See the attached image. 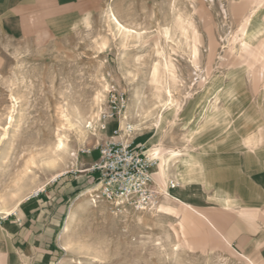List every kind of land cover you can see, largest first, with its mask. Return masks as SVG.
Masks as SVG:
<instances>
[{
  "label": "rangeland",
  "instance_id": "374dc122",
  "mask_svg": "<svg viewBox=\"0 0 264 264\" xmlns=\"http://www.w3.org/2000/svg\"><path fill=\"white\" fill-rule=\"evenodd\" d=\"M249 30L258 31L249 41L258 50L264 0H0L5 264H264V78L256 77L264 64L242 55ZM110 89L124 93L126 107L121 122L102 130ZM212 116L229 127L204 128ZM119 123L132 126L133 147L166 160L155 180L163 195L151 209L114 210L84 177ZM190 143H239L238 180L254 186L259 206L223 211L208 203L201 181L237 179L215 160L187 190L195 164L185 155L199 153ZM226 227L234 245L219 236Z\"/></svg>",
  "mask_w": 264,
  "mask_h": 264
},
{
  "label": "built area",
  "instance_id": "2783aa9c",
  "mask_svg": "<svg viewBox=\"0 0 264 264\" xmlns=\"http://www.w3.org/2000/svg\"><path fill=\"white\" fill-rule=\"evenodd\" d=\"M107 101L108 108L98 119L105 125L116 117L119 119L126 107L124 93L115 89L107 92ZM132 130L128 123L123 127L119 123L112 128L110 137L96 146L98 158L90 166V170L97 173L94 183L99 192L94 198L100 196L117 211L151 209L159 203L163 195L154 179L158 158L143 145L133 147L129 140ZM168 186L174 188L176 185L170 181ZM38 194L37 191L32 196Z\"/></svg>",
  "mask_w": 264,
  "mask_h": 264
},
{
  "label": "crops",
  "instance_id": "0c3cea01",
  "mask_svg": "<svg viewBox=\"0 0 264 264\" xmlns=\"http://www.w3.org/2000/svg\"><path fill=\"white\" fill-rule=\"evenodd\" d=\"M111 129L112 128H110L109 131H111ZM208 145L209 144H207V143H202L200 145H197L195 143H190V146H191L190 148L191 149H198L199 153L194 154L193 152H190V153L185 155L186 156L185 159L187 160L186 165L189 162L192 163L193 166L195 164V166L193 168H191L192 169V171H191L192 175L184 177L185 188L187 190H195L198 187V185H196L197 182H192V181H194L193 179H195L196 176H198V175L202 177V175H204L206 172H208L207 167H208L209 161L214 162V160H215V165H216L217 169H220V171L222 173H231L232 175H236L237 179L235 180V178H233V180H229L225 183H217L216 181H213V182L211 181V183H209V184L204 183L205 181H201L200 187L202 188V190L204 189V185H207V188L209 185V190H208L209 194L207 195L208 199H209L208 203L212 206L218 207L220 210H223V211H230V210L235 211L236 209H240L241 207L254 208L256 206H259L260 201H258L256 196H253L254 190H255L254 186H253V189L247 188L246 185H244V186L241 185L240 181L238 180L239 172H240V167H238V164H237L238 157H239V156L237 157V154L240 153L239 152V150H240L239 143L236 145H233V146L221 145V146L217 147L216 149H212L211 147H208ZM225 149L227 151H232L231 158H229V157L225 158L224 157V155H225L224 150ZM172 152H175V154L171 155ZM95 153L97 154V157H98V151L97 150L95 151ZM176 153H177V151H169L168 154L170 155V158H171L173 156H177ZM232 155L236 156V157H232ZM255 155H257V153ZM158 156H159V153H158ZM96 159L97 158H95V160ZM158 159L160 161V156L158 157ZM93 163H94V161L87 163L89 166L86 168V172H88L89 175L84 174V177H88V178H90V180L95 179L97 176L96 172H92L90 170V166ZM157 171H158V165H157ZM165 171H167V169ZM156 172L154 173V177L156 180L162 179L165 176L164 175L162 178L161 177L157 178L155 176ZM165 174H166V172H165ZM178 174H179V178L181 180H183L180 173H178ZM88 182H89V180H88ZM76 188H78V187H76ZM173 189H175V188H173ZM221 191H228L229 192L228 196L230 199L232 198L231 201L234 202L233 203L234 205L232 204L231 206H229V208H227V206L224 207V205L222 204V201H221L222 197L224 195H222L220 193ZM232 206H233V208H232ZM170 208H171V206H170ZM188 208H190L191 210H193L197 214H200L197 210L193 209L192 207L188 206ZM206 221H207V219H206ZM207 224L213 228V225L210 222H207ZM257 225L258 224L256 223V221H254V226L257 227ZM232 228L234 229L235 226H232ZM259 228H261V226H259ZM227 229H229V228L226 227L224 229V233L222 234V236L220 234H219V236L221 237V240L225 239L230 245H234L235 239L231 238L232 235H231V233H229L230 230H227ZM241 257H245V256H241ZM249 261L253 262L252 260L247 259V264Z\"/></svg>",
  "mask_w": 264,
  "mask_h": 264
},
{
  "label": "bare ground",
  "instance_id": "6f19581e",
  "mask_svg": "<svg viewBox=\"0 0 264 264\" xmlns=\"http://www.w3.org/2000/svg\"><path fill=\"white\" fill-rule=\"evenodd\" d=\"M116 23L118 25H120V23L116 20ZM121 26V25H120ZM247 32V41L243 44H241V49H242V55L246 56L247 58H249V64L253 65L257 62H260V63H263L264 64V41L260 44V48H258V50H255V51H252L251 50V45L249 43V41H251V39H254L256 38V36L258 35V31H253V30H249V31H246ZM254 50V49H253ZM249 69V68H248ZM157 70L155 69L154 70V79L156 80V82H159V74H157L158 72H156ZM256 73V72H255ZM258 78H264V74L261 73V72H258L257 76ZM167 95H168V103L169 101L171 102L172 98H171V94L169 93V91H167ZM231 104V103H230ZM234 104V103H233ZM237 104V103H236ZM234 107V106H233ZM191 109V107H190ZM123 116V115H122ZM122 119H125V116L122 118ZM222 123L224 125L225 123V127H229V121H227L226 119H219L217 116H212L210 118L207 119L206 123L204 124V128H211L213 127L214 125L216 124H220ZM102 130H105L106 127H105V124L101 125L100 126ZM161 129V118L159 119L158 121V126H157V131H156V135L154 136L153 140L156 141L157 137H158V134H159V130ZM195 134V133H194ZM61 148L63 146V143L61 142V140H59V145ZM159 153V152H158ZM175 152H172V155H174ZM74 155V154H73ZM155 155V154H153ZM156 156V155H155ZM157 157V156H156ZM158 158V157H157ZM158 162H159V159H158ZM166 160L163 158V157H160V162L158 165V171L156 172L155 176L157 178L159 177H163L164 176V171L166 169ZM166 172V171H165ZM155 179V177H154ZM156 180V179H155ZM164 180V179H163ZM157 181V180H156ZM39 190V189H38ZM167 195V193H166ZM101 198L100 196H97L96 199H99ZM232 198L230 199L229 196H225V197H222V201H223V205L224 207L227 206V208H229V206H231L234 202L231 201ZM234 200V199H233ZM234 205V204H233ZM159 209H168V207H163L162 204H160L159 206ZM233 208V206H232ZM11 212H13V210L9 211L7 210V213L10 214ZM207 222H210L207 220ZM211 223V222H210ZM67 224V223H66ZM0 264H5V261H4V255L3 253L1 252L0 250ZM248 264H254L253 262L249 261Z\"/></svg>",
  "mask_w": 264,
  "mask_h": 264
},
{
  "label": "snow or ice",
  "instance_id": "6c2138e0",
  "mask_svg": "<svg viewBox=\"0 0 264 264\" xmlns=\"http://www.w3.org/2000/svg\"><path fill=\"white\" fill-rule=\"evenodd\" d=\"M9 119H11V118H9Z\"/></svg>",
  "mask_w": 264,
  "mask_h": 264
}]
</instances>
